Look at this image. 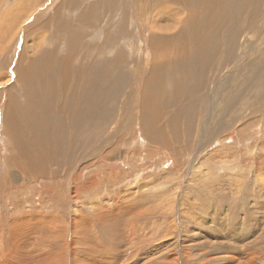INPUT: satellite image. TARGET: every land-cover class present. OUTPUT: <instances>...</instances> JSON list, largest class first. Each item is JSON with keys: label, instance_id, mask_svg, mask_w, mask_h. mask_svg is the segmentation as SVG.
Here are the masks:
<instances>
[{"label": "rangeland", "instance_id": "374dc122", "mask_svg": "<svg viewBox=\"0 0 264 264\" xmlns=\"http://www.w3.org/2000/svg\"><path fill=\"white\" fill-rule=\"evenodd\" d=\"M109 1L0 0V264H247L254 253L257 262L264 259V110L253 119V107L246 112L239 109L241 117L249 120L238 121L212 141L205 112L199 125H193L192 137L187 141L182 137L170 148L169 140L159 133L155 137L144 134L138 115L129 118L130 128L118 127L123 116L121 94L130 78L127 72L109 68L100 81L103 86L110 78L121 81L118 100L109 101L107 108L96 107L98 114L83 121L82 128H77L79 117L70 105L62 110L55 105L56 112L47 114L45 97L57 94L60 101L79 97L84 89L81 81L101 72L103 64L113 61L120 50L130 57L149 56L148 40L139 42L133 37L130 19L122 23L129 10L127 0L108 5ZM139 1L144 4L142 17L156 8L149 0ZM163 1L169 6V0ZM175 7L170 17L178 19L179 7ZM247 14H252L250 9L241 11L240 26ZM160 18L165 21L158 20V26L167 22V17L156 20ZM203 23L199 22L201 30ZM85 25L90 26L88 31ZM122 25L123 39H118ZM168 27L173 32L180 29L169 21ZM233 27L228 21L220 35ZM191 29L192 24L185 32L189 43ZM256 43L253 38L251 46ZM261 44L255 48L259 53L264 50ZM22 51L25 56L19 58ZM65 57L77 65L88 61L98 65L74 76V85L63 81L68 86L64 90L63 71L55 63ZM255 58L253 54L250 60ZM28 70L34 84L43 86L37 81L43 78L55 91L31 90L24 83ZM236 70L208 84L224 82ZM214 72L211 68L207 75ZM242 77L240 70L238 78ZM88 83L92 86L91 78ZM9 95L17 119L35 118L32 109L20 107L28 108L37 100L36 116L65 132L63 137L46 136L52 149L49 165L40 162L45 167L41 175H34L35 180L22 176L15 166L19 154L6 124L12 112L5 108ZM262 104L264 98L256 106ZM165 111L172 116L178 113L172 108ZM179 120L178 134H182L187 122ZM21 128L26 124L21 122ZM118 134L120 139H116ZM108 136L110 145L100 147ZM125 136L130 137L129 143L123 141ZM190 232L195 235L189 236Z\"/></svg>", "mask_w": 264, "mask_h": 264}, {"label": "bare ground", "instance_id": "6f19581e", "mask_svg": "<svg viewBox=\"0 0 264 264\" xmlns=\"http://www.w3.org/2000/svg\"><path fill=\"white\" fill-rule=\"evenodd\" d=\"M146 1L148 3V0ZM149 1L155 3L154 6L156 8L148 16L145 14L142 17L141 10L144 4L141 5L139 0H127L126 4L129 10L125 13L122 22L124 23L127 19H130V25L135 30L134 34H132L133 37L137 36L139 42L148 40L147 53H149V56L143 54L130 57V55H127L128 53L126 54L125 51L120 50L113 61L103 64L100 68L101 72H97L93 78L87 76L81 81L84 89L83 92H79V97L74 99L68 98L63 101H60L57 94L48 98L45 97L42 102L49 105V107H46L47 114L52 115L56 112L57 108H55V105L60 110L70 105L76 116L79 117L77 128H82L83 121L92 119L95 114H98L96 113V107L105 105L103 107L107 108L109 101L113 103L115 99L118 100V89L121 81L113 82L110 78L108 84H104V86L100 81L101 76L104 75L106 70L113 68L115 72H127L130 78L129 83L125 85L121 94V97H124L123 116L121 119L122 124L119 123L118 127L121 126L120 129H124L130 125H128L129 118L131 116H135L136 118V115H138L140 118L139 124L144 129V134L147 137H155L154 134L159 133L160 137L162 136L169 140V142L166 141L169 143L170 148L174 147L182 137L185 141L192 137L191 130L194 129L193 125H199V121L205 112H208V116L204 121L208 128L209 141L214 140L224 131L228 132L238 121L243 120L245 122L249 120L248 116L241 117L243 114L238 112L239 109L242 108L246 112L247 107L248 109L253 107V119L255 116L260 115L259 111L264 110V104L261 106L256 105L264 98V50L259 53L255 48L259 44L262 45L261 42H264V0H165L166 2H170L169 6L163 0ZM113 3L115 1L110 0L108 5ZM175 6L179 7L178 19L170 17L176 12ZM249 9L252 14L245 15L243 24L240 26L238 22L241 19V11L247 12ZM169 11L171 12L169 13ZM159 17H167V22L158 26L157 21L164 20V18L156 20ZM202 20H204L205 29L201 30L199 22ZM168 21L180 28L178 32H173L169 29ZM228 21L233 23V29L230 31L224 30L222 32L224 35H220V29ZM44 22L45 25L49 23V18ZM41 24L45 26L43 21H41ZM190 24H192L190 32L192 43H189L185 36V32ZM129 26L128 28H130ZM89 27L85 25L87 31ZM217 27L218 31L215 29ZM25 32L27 33V30ZM117 34L118 39H123L121 37L124 34L123 25L119 28ZM253 38L259 43L251 46ZM79 40L76 38L74 42L78 43ZM76 45L73 43V48ZM200 45L201 47H199ZM140 46L142 48V45ZM253 54L256 58L250 60ZM23 56H25L24 51L20 53L19 58ZM231 58H233L232 65L227 67V63ZM72 60L70 61L66 58L55 63L58 69L63 71L61 78L64 90H67L68 86L63 81L68 82L70 80V83L73 82L74 85V76L79 74L84 75L88 69L93 70L96 63L88 61L84 65H77ZM235 67L237 72L228 74L224 82L212 85L208 84L209 80L217 79L224 72L230 73ZM211 68H214L215 72L212 76H209L207 75V71ZM240 70L243 72L242 79L238 78ZM26 74L24 83L31 90H38L43 87L47 91L54 90L52 84L47 85L42 80L43 78L37 80L43 84V86H40L33 83L31 80L32 73L29 70ZM90 78L92 86L88 83ZM94 78L99 79V82L96 81V85L93 83ZM111 83H114L115 86L111 87ZM11 97L10 95L7 97L5 108L12 111L11 114L8 113V116H6V124L11 129L9 130V137L12 144L17 147L15 150L19 154L14 160L15 166L21 169L22 176L34 179V175H41L39 171H42L45 167L41 168L40 162L42 165H49L48 160L50 158H48V151L51 152L52 149L46 141V136L63 137L65 132L50 125L44 118L36 116L37 100H32L30 106L28 107L29 104L27 105L28 108H23L24 105L20 107L22 111L32 109L33 117L35 118L30 120H28V117H24L21 120L17 119V114L13 112L15 109H13L14 105L11 104ZM165 108L176 109L178 113L172 116L165 111ZM83 110L84 115L82 114ZM257 112L259 114H256ZM179 118L187 122L185 127H182V134H178ZM68 119L73 124L71 114L68 116ZM21 122L26 124L25 129L21 128ZM66 127L71 128L72 125L71 127ZM41 128H44V130ZM184 136H186V139H184ZM174 137H177V139L173 141ZM120 138L121 136L118 134L116 139ZM110 139L111 137L109 136L108 138L105 137L100 147L105 148L109 146ZM129 139L130 137L125 136L123 141L129 143V141L127 142ZM149 141L151 142L152 140L149 139ZM262 176H259V178H262ZM20 226L19 224V230ZM193 234L194 232L188 233L191 237L195 235ZM229 236L231 235H228V238ZM223 241L218 242L222 243ZM205 243L212 245L215 242H208L207 240ZM193 247L199 246L194 244ZM255 251V248H253L252 253ZM261 251H264V248ZM187 252L185 251V253ZM201 252L203 255L207 254L205 251ZM255 254H251L247 264H264V259L256 261Z\"/></svg>", "mask_w": 264, "mask_h": 264}]
</instances>
